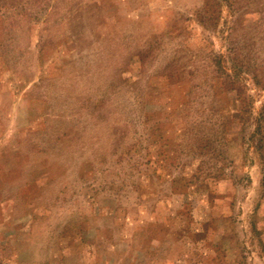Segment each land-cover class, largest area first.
Instances as JSON below:
<instances>
[{"label":"rangeland","instance_id":"1","mask_svg":"<svg viewBox=\"0 0 264 264\" xmlns=\"http://www.w3.org/2000/svg\"><path fill=\"white\" fill-rule=\"evenodd\" d=\"M0 264H264V0H0Z\"/></svg>","mask_w":264,"mask_h":264}]
</instances>
